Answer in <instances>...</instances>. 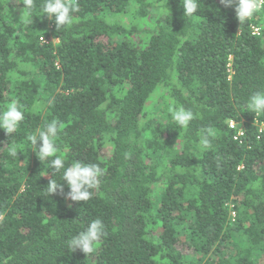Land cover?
Returning <instances> with one entry per match:
<instances>
[{"label":"trees","instance_id":"1","mask_svg":"<svg viewBox=\"0 0 264 264\" xmlns=\"http://www.w3.org/2000/svg\"><path fill=\"white\" fill-rule=\"evenodd\" d=\"M23 2L0 0V109L24 112L0 129V264H264V113L247 109L264 91V6L241 24L220 0L192 16L181 0H71L73 22L57 28L45 0L27 19ZM52 120L65 167L102 170L87 201L32 151L27 137ZM98 218L95 251H71Z\"/></svg>","mask_w":264,"mask_h":264},{"label":"clouds","instance_id":"2","mask_svg":"<svg viewBox=\"0 0 264 264\" xmlns=\"http://www.w3.org/2000/svg\"><path fill=\"white\" fill-rule=\"evenodd\" d=\"M220 2L226 7L234 6L236 16L241 24H244L248 19L253 17L264 6V0H220ZM181 3L185 16H192L197 13L199 0H181ZM23 4V13L25 19H27L31 14L33 0H24ZM77 11V6L71 0H45L43 4L44 14L50 19L54 18L57 28L70 26L73 22V14ZM229 74H232V70ZM247 109L256 114L264 113V91L254 92L249 97ZM172 118L178 126L187 127L190 121L193 120L194 113L180 106L172 110ZM23 119L24 112L17 101H11L4 108L0 109V129H3L8 136L17 130ZM58 134V121L52 120L45 125L44 130H38L36 133L30 134L27 139L32 145V151L36 153L40 161H48L50 166L56 171L63 169L62 181L66 182L70 189L67 196L73 201H87L92 196L91 190L96 188L100 182V177L103 174L102 170L97 164H86L80 161H76L70 166L65 167L64 159L57 155L58 146L56 138ZM38 143L39 147H37ZM200 143L208 146L209 140L207 136ZM9 151L14 157L18 154L15 146H12ZM47 190L50 194L57 191L62 193L64 185L51 179ZM105 228L106 226L101 219L98 218L91 221L83 231L68 240V248L71 251L79 249L86 255L93 253L97 242L106 235Z\"/></svg>","mask_w":264,"mask_h":264},{"label":"built area","instance_id":"3","mask_svg":"<svg viewBox=\"0 0 264 264\" xmlns=\"http://www.w3.org/2000/svg\"><path fill=\"white\" fill-rule=\"evenodd\" d=\"M252 35L260 36L259 35V29L256 27H252ZM43 42L46 43L48 41L44 38ZM231 70H232V68H231V60H230V63L227 64V71L229 73H231ZM241 121H243V120H241ZM255 123H256L255 125L257 126L258 134L259 135L264 134V123L263 122H255ZM240 124H241V126H240ZM228 128L230 130L234 129V131H236V134L234 133L235 134V136H234L235 140L238 139V137H243L245 135V131L243 130V127H242V122L229 121L228 122ZM259 135H258V138H259ZM234 216H235V214L232 213V217H234Z\"/></svg>","mask_w":264,"mask_h":264},{"label":"rangeland","instance_id":"4","mask_svg":"<svg viewBox=\"0 0 264 264\" xmlns=\"http://www.w3.org/2000/svg\"><path fill=\"white\" fill-rule=\"evenodd\" d=\"M113 17H115V16L113 15ZM53 42H57V40L53 39ZM160 91H161L160 93L153 95V100L151 102H148L146 109H148V107H150L152 105L153 101H155V100H157L158 102L160 101L161 96H163V92H164L163 90H160Z\"/></svg>","mask_w":264,"mask_h":264}]
</instances>
